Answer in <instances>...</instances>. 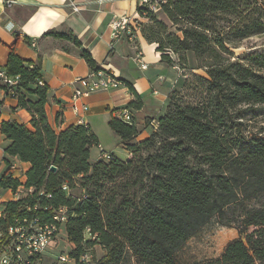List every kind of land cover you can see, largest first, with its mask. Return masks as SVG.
Here are the masks:
<instances>
[{"label":"trees","instance_id":"1","mask_svg":"<svg viewBox=\"0 0 264 264\" xmlns=\"http://www.w3.org/2000/svg\"><path fill=\"white\" fill-rule=\"evenodd\" d=\"M160 1L176 34L138 6V14L149 22L140 24V32L156 45L161 62L168 66L180 63L184 70L186 54L195 56L198 68L205 70L202 98L181 104L176 101L178 92L172 91L166 112L155 127L152 120L146 122L151 133L140 141L133 123L111 118L108 126L130 154L127 161L110 154L109 162L92 163L91 150L99 143L88 125L56 133L44 110L48 91L38 84L39 67L20 59L15 43L9 47L2 71L8 78L18 77V82L9 87L0 79V91L16 99L31 119L30 127L3 121L0 132L9 142L5 154L29 168L23 184L12 179L8 169L0 187L15 190L21 185L30 194L4 204L0 230L20 209L36 207L32 214L49 222L53 212L64 207L67 221L60 231L73 263L79 264L88 249L99 245L104 255L84 264H123L128 254L135 264H176L175 256L184 245L216 219L233 226L238 238L218 258L193 264H264V141L243 142L234 126L242 107H264V52L231 62L224 57L229 49L214 25L216 17L235 14L240 6L245 16L250 2L264 0ZM255 24L240 36L263 30V23ZM47 34L80 46L70 33ZM81 57L90 70L99 69L86 50ZM130 106L138 108L140 103Z\"/></svg>","mask_w":264,"mask_h":264},{"label":"crops","instance_id":"2","mask_svg":"<svg viewBox=\"0 0 264 264\" xmlns=\"http://www.w3.org/2000/svg\"><path fill=\"white\" fill-rule=\"evenodd\" d=\"M98 1L77 0L78 11L74 12L67 0H0V71L6 65L9 47L15 43L18 57L39 67L41 81L48 91L44 107L46 117L53 130L59 133L79 125V117L71 110L70 97L73 81L90 72L81 57L82 50H86L97 67L114 76L121 86L82 99L81 103L88 106V111L80 117L96 137H116L108 123L111 118L119 119L121 111L127 110L138 132L137 141H140L151 133V126H146V122L152 120L156 124L166 112L168 96L178 88L181 70L176 65L162 63L156 45L148 43L140 29L136 31L134 41L121 38L112 44L108 24L113 15L138 19L141 24L145 22L137 12L136 0ZM161 15L165 22L167 18ZM51 31L70 33L80 46L47 34ZM31 42L35 43L34 47ZM138 53L146 65L144 69L135 61ZM131 102H139L140 106L131 107ZM30 119V114L18 107L16 99L0 91V124L16 121L30 127ZM117 141L123 150L122 158L111 150L107 153L121 161L129 160L130 154L118 138ZM8 144L0 132V179L8 166L14 165L11 177L23 184L29 165L6 155L4 150ZM96 160L90 158L92 163ZM16 200L11 188L0 187V212L4 204Z\"/></svg>","mask_w":264,"mask_h":264},{"label":"rangeland","instance_id":"3","mask_svg":"<svg viewBox=\"0 0 264 264\" xmlns=\"http://www.w3.org/2000/svg\"><path fill=\"white\" fill-rule=\"evenodd\" d=\"M246 0L245 4H247ZM262 2V3H261ZM251 3V7L244 16V7H238L235 14L227 13L216 17L214 20L217 33L222 35L225 40L226 47L229 51L226 54L227 59L231 62L241 61L246 55L250 53H263L264 52V28L261 32L252 33L244 38L240 35L246 28L250 30L255 29V23H263L264 25V1H257ZM242 12V13H241ZM162 11L157 13V21L163 22L168 28V32L175 33V27L161 15ZM163 14V13H162ZM148 22V21H147ZM146 21L144 23H147ZM149 23V22H148ZM151 24H146L149 26ZM144 26V27H145ZM177 35L180 36L178 33ZM170 55L177 60L175 55ZM199 63L192 53L186 54V64L183 65L184 70H181L182 77L180 78L178 88L176 89V101L181 104H191L202 98L203 84L201 79H205V70L198 68ZM177 67L181 68L180 63ZM234 126L239 133V137L243 142L252 139H261L264 141V107L250 106L242 107L240 109V116L234 118ZM99 144L105 152L111 150L118 158H122L123 150L119 147L116 137H97ZM99 153L98 147L91 150L90 158H97ZM118 154V155H117ZM238 238L236 229L233 226H223L216 221L211 220L202 229H200L176 254V264H193L209 259L218 258L225 246ZM69 248L65 242V234L60 231L53 239L46 253L42 257L39 264H58L56 257L59 254H67ZM104 250L99 245H94L88 249L87 255L92 259L98 260L104 255ZM123 264H135V258L128 254L127 260Z\"/></svg>","mask_w":264,"mask_h":264},{"label":"built area","instance_id":"4","mask_svg":"<svg viewBox=\"0 0 264 264\" xmlns=\"http://www.w3.org/2000/svg\"><path fill=\"white\" fill-rule=\"evenodd\" d=\"M76 1L67 0L68 5L74 12L78 11ZM136 1L139 6L146 8L154 16L161 11L160 3L164 2L160 0ZM98 2L101 3L102 1L99 0ZM141 17L147 21L144 15ZM140 24L141 22L138 19L113 15L108 24L112 44L120 41L121 38H126L130 42L134 41L136 31L140 28ZM31 46L34 47L35 43L31 42ZM135 61L139 64L140 68H146L140 53L136 56ZM0 79L9 87L15 86L18 82V77L8 78L3 71H0ZM38 84L43 85L42 81H39ZM72 86L73 91L70 97L72 113L79 117V125H87L80 116L88 111V106L81 103V100L96 92L117 89L121 86V83L111 74L97 69L90 70L89 74L85 77L76 78ZM119 120L127 124L133 123V119L127 110L121 111ZM151 126L155 127L156 124L151 122ZM98 149L97 160L109 162L111 159L110 153L105 152L100 146H98ZM8 167L10 171L15 170L14 165H9ZM62 188L68 190L66 184ZM12 191L17 197L16 201L25 199L30 194V191L21 185ZM83 197H85V194H83ZM22 210L20 209L18 211L20 213L19 215L16 214L12 217L11 224L7 228L0 230V264H39L53 239L60 232V228L67 221V209L64 207L55 210L49 222H44L38 216L32 214L36 210V207H26L25 212H22ZM5 217L6 212H4L3 206L0 212V219H4ZM85 232L88 235L89 229ZM89 260L90 256L85 254L79 259L78 263L84 264L89 262ZM56 261L58 264H75L69 258L68 254H59L56 257Z\"/></svg>","mask_w":264,"mask_h":264},{"label":"water","instance_id":"5","mask_svg":"<svg viewBox=\"0 0 264 264\" xmlns=\"http://www.w3.org/2000/svg\"><path fill=\"white\" fill-rule=\"evenodd\" d=\"M50 170H51V171H55L56 168H55L54 166H51V167H50Z\"/></svg>","mask_w":264,"mask_h":264}]
</instances>
